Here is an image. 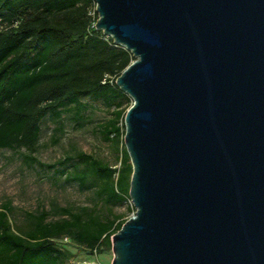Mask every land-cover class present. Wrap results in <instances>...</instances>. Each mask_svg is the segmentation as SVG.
<instances>
[{
	"label": "water",
	"instance_id": "water-1",
	"mask_svg": "<svg viewBox=\"0 0 264 264\" xmlns=\"http://www.w3.org/2000/svg\"><path fill=\"white\" fill-rule=\"evenodd\" d=\"M134 213L110 264H264V0H94Z\"/></svg>",
	"mask_w": 264,
	"mask_h": 264
},
{
	"label": "trees",
	"instance_id": "trees-1",
	"mask_svg": "<svg viewBox=\"0 0 264 264\" xmlns=\"http://www.w3.org/2000/svg\"><path fill=\"white\" fill-rule=\"evenodd\" d=\"M96 19L94 0H0V148L24 147L25 164L50 169L82 189L94 186L105 208L101 213L53 205L28 213V227L20 232L11 227L9 204H3L0 264H62L72 254L67 246L91 256L110 254L111 236L128 218L112 210L129 199L131 174L123 116L132 101L115 78L134 57L96 29ZM84 96L115 108L101 135L121 145L119 167L83 151L49 163L33 155L42 118L58 119L68 111L78 119L88 106Z\"/></svg>",
	"mask_w": 264,
	"mask_h": 264
},
{
	"label": "rangeland",
	"instance_id": "rangeland-1",
	"mask_svg": "<svg viewBox=\"0 0 264 264\" xmlns=\"http://www.w3.org/2000/svg\"><path fill=\"white\" fill-rule=\"evenodd\" d=\"M129 100L132 101L130 97ZM82 101L88 106L76 120L68 111L63 112L58 119L49 115L42 118L33 155L41 162L49 163L67 153L83 151L112 167H119L121 145L101 135V125L113 118L114 106H108L102 100L90 96L82 97ZM27 152L24 147L0 148V208L5 203L9 204L8 218L15 231L21 232L28 227V213L49 210L53 205L71 206L74 209L89 206L101 213L105 211L95 195L94 186L82 189L76 183L65 182L63 176L50 169L25 164L23 154ZM112 210L121 214L122 218H127L134 212V207L128 199L112 206ZM53 216L50 214L49 218ZM67 249L72 254L62 264L111 262V250L110 254L101 252L91 256L73 246H67Z\"/></svg>",
	"mask_w": 264,
	"mask_h": 264
},
{
	"label": "built area",
	"instance_id": "built-area-1",
	"mask_svg": "<svg viewBox=\"0 0 264 264\" xmlns=\"http://www.w3.org/2000/svg\"><path fill=\"white\" fill-rule=\"evenodd\" d=\"M96 12V11H95ZM2 28V23H1V20H0V29ZM106 35V34H105ZM109 36V35H108ZM134 213V212H133ZM132 213V214H133ZM131 214V215H132ZM83 264H98V263H96V262H94V261H92V262H90V263H83Z\"/></svg>",
	"mask_w": 264,
	"mask_h": 264
},
{
	"label": "crops",
	"instance_id": "crops-1",
	"mask_svg": "<svg viewBox=\"0 0 264 264\" xmlns=\"http://www.w3.org/2000/svg\"><path fill=\"white\" fill-rule=\"evenodd\" d=\"M96 260L100 263V260H99V258L96 256Z\"/></svg>",
	"mask_w": 264,
	"mask_h": 264
}]
</instances>
